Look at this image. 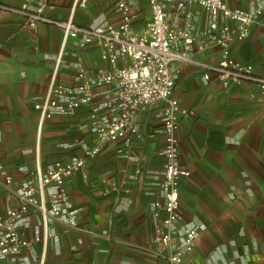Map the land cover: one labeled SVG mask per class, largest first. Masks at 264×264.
I'll return each instance as SVG.
<instances>
[{"label": "crops", "instance_id": "1", "mask_svg": "<svg viewBox=\"0 0 264 264\" xmlns=\"http://www.w3.org/2000/svg\"><path fill=\"white\" fill-rule=\"evenodd\" d=\"M27 1L33 10L39 0H0L19 7ZM117 0H49L42 14L51 19H73L79 24L121 21ZM231 7L252 9L262 0H224ZM173 25H182L174 7ZM195 27L207 23L206 12L190 6ZM131 27L140 32L150 19L148 0L129 2ZM26 17L0 9V162L15 180H24L36 167L44 169L58 159L82 153L94 134L90 112L115 90L114 84L95 85L94 97L73 114L41 118L34 99L51 83L73 84L79 57L88 75L108 68L95 42L79 45L56 25L39 21L27 25ZM231 55L249 63L257 75L264 73V10L250 34L233 42ZM194 57L215 63L217 46L196 51ZM121 64V63H120ZM123 64V63H122ZM173 95L184 114L179 116L181 166L180 207L184 222L198 228L195 247L182 264H264V94L252 81L231 84L225 90L202 69L174 62ZM113 117L115 112L100 110ZM139 136L131 157L119 154L117 142H108L89 157L84 169L66 179L68 203L77 208V225L67 228L53 221L49 229L57 239L42 234L34 216L23 228L32 241L35 261L28 264H169L156 255L152 238L156 223L151 203L161 198L159 182L165 157L160 104L140 112ZM17 196L0 177V215L16 205ZM176 238V237H174ZM177 239V238H176Z\"/></svg>", "mask_w": 264, "mask_h": 264}, {"label": "built area", "instance_id": "2", "mask_svg": "<svg viewBox=\"0 0 264 264\" xmlns=\"http://www.w3.org/2000/svg\"><path fill=\"white\" fill-rule=\"evenodd\" d=\"M117 0L115 9L121 21L114 23L79 24L71 18L51 19L43 16L45 6H54L49 0H39L33 10L27 1L19 7L0 3V9L19 13L26 17L28 26L46 21L61 28L65 36L76 38L79 45L95 42L108 68L88 75L81 59L76 60V81L73 84L51 83L47 92L37 96L33 108L41 118L53 115L73 114L93 97L95 85L114 84L115 90L90 112L93 141L83 146L82 153L67 159H58L44 169L36 167L24 180H15L0 162V177L14 190L18 202L0 215V264H28L35 261L32 241L23 236L34 216L42 227V234L34 240L47 237L57 239L49 229L53 221L67 228L77 225V208L68 203V191L64 183L86 166L87 159L108 142H117V152L131 157V145L139 136L137 115L157 103L160 104L161 131L164 136L165 161L161 169L159 189L161 198L151 203L152 218L156 223L152 243L157 256L169 264H182L183 257L195 247L198 228L184 222L180 207V177L189 175L181 166L178 136L179 116L184 114L173 95L174 62L188 63L202 69L204 79L215 76L225 90L231 84L252 81L264 94V73L257 75L249 63L237 61L231 55L233 42L244 40L259 21L264 10L262 4L252 9L231 7L224 0H148L150 19L140 32L131 27L129 2ZM85 5V0L74 4ZM199 5L207 14L203 27L193 24L190 6ZM171 5L182 25L170 20ZM217 46L220 57L215 63H207L194 57L196 51ZM121 63V64H120ZM123 63V64H122ZM115 112L113 117L100 115V110ZM176 237V238H174Z\"/></svg>", "mask_w": 264, "mask_h": 264}]
</instances>
